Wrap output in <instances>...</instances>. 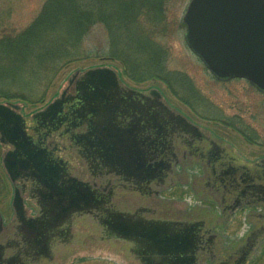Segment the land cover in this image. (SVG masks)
I'll list each match as a JSON object with an SVG mask.
<instances>
[{
  "label": "water",
  "instance_id": "95a60500",
  "mask_svg": "<svg viewBox=\"0 0 264 264\" xmlns=\"http://www.w3.org/2000/svg\"><path fill=\"white\" fill-rule=\"evenodd\" d=\"M183 21L186 25L184 38L189 49L216 78L221 80L245 78L264 93V0H189ZM65 81L66 85L61 88L58 95L34 114L54 115L62 102L67 101L63 97L77 90L80 92L77 98L82 99V103L76 104L78 107L76 112L80 115L88 112L91 118H87L68 132H63L62 137L60 131L63 129L53 130L49 134L58 132L65 144L78 147L77 151L83 162L87 163L88 171L93 176L97 175L100 180L113 176L118 185L130 186L141 193L158 196L164 185V177L175 168L147 164L137 145L141 144L136 137L137 124L130 122L124 127H119L117 121L118 112H127V105L137 108L132 102L126 101L123 93L131 95L138 91L124 84L119 70L110 65L75 69ZM153 90L156 100L155 112L149 114L151 117L157 118L158 112L170 117L179 116L181 119L177 117L176 120L178 126L199 127L170 107L158 89ZM24 106L25 103L22 101L0 102V144H10L14 148V151L9 153H5L3 149L1 164L4 170L9 172L8 157L22 155L23 157L14 158L9 163L17 162L23 168H27L24 164H28V161L32 162L38 172L40 185L36 186L34 182H30L27 189L34 188L37 191L39 189L38 195L53 212L49 215L50 224L39 222L23 230H19L20 221L14 214L16 228L21 238L20 240L10 238L8 227L12 223L9 222L0 233L10 236L6 237L4 243H0L2 246L0 255L3 258L15 256L14 264H37L43 260L51 263L53 255L50 253L48 242L53 240L56 243H65L74 239L69 235V228L60 225L76 221L75 217L82 219L92 217L99 226V241L103 242L99 243L115 247L128 264H202L198 253L211 244L214 236L202 234L204 230L209 232L203 228L202 221H181L146 215L165 209L159 206L136 207L133 211L113 209L107 205L112 193V189L107 190V183L102 186V192H98L92 187L94 184L86 180L87 185L81 181L76 182L75 189L72 184L67 188L60 187L66 186L64 182L59 181L60 176L70 177L73 181L78 178L70 172L68 161L60 154H54L62 150V147L53 140L50 142L57 144L53 155L65 161L66 168L63 167L61 170L58 166L42 164L41 154L45 151L37 149V145L24 129L22 114ZM89 123L92 131L83 133L86 130L84 128L89 127ZM75 128L77 129L73 131ZM199 130L201 131L200 127ZM79 132H82L83 140L91 139L89 145L95 146L91 149L94 156L91 159L84 156L80 152L82 146L74 144L70 138V134ZM259 162L264 163V157H260L254 163ZM98 163L101 164L100 167ZM90 183L91 188L88 186ZM37 197L39 196L36 195V199H39ZM155 199L158 200V197ZM28 214L27 210L26 215ZM89 239L93 237L89 236ZM89 243L92 242L89 241L87 244ZM6 248H12V253L10 250L5 255ZM231 262L234 261H228Z\"/></svg>",
  "mask_w": 264,
  "mask_h": 264
},
{
  "label": "rangeland",
  "instance_id": "374dc122",
  "mask_svg": "<svg viewBox=\"0 0 264 264\" xmlns=\"http://www.w3.org/2000/svg\"><path fill=\"white\" fill-rule=\"evenodd\" d=\"M44 0H0V27L19 30L26 26L38 13ZM189 0H168L165 5V14L162 21L163 33L155 35L156 42L166 50V65L170 70L179 71L186 76L195 90L201 94L203 100L209 104L210 109L196 106L193 111L188 105L175 96L168 86L160 79L150 78L143 82H135L123 73V68L118 60L110 58H88L71 62L62 69L54 79L41 103H26L23 112L30 114L39 109L51 97L60 92L66 85V77L75 69H85L95 65L115 66L121 71L125 81L138 88L158 86L168 100L197 123L201 124L203 134L215 140L226 155L238 164H244L252 168V161L264 156V93L257 90L244 78H230L219 80L215 78L204 63L188 47L184 38L185 23L183 15ZM86 42L90 45L108 47L107 33L103 25L97 24L91 28ZM181 88V87H180ZM182 91L185 97H195ZM2 99H0L1 101ZM15 101V100H14ZM198 104V103H197ZM205 111V112H204ZM220 111L228 116H239L248 126L258 134L255 142L246 139L223 123L221 119L213 116ZM204 115V116H202ZM77 128L73 129L75 131ZM47 142L62 144V150L54 154L70 162L69 170L75 176L95 182L93 187L102 192L101 187L107 183V190L112 189L107 205L113 209L133 211L136 207L159 206L165 208L162 212L153 214L152 217H164L172 220H200L204 223V236L214 235L211 244L199 252L200 263L205 261V256L211 255L207 264H221L222 261H234L241 256L240 249L245 246L246 253L241 264H264V209L260 203L252 204L247 208L253 209L247 215V210H234L229 213L226 209L218 214L214 205L219 203L218 194L212 192L206 186L207 178L195 174H209V167L200 170L196 167H179L172 170L164 177V185L159 190L156 200L154 194L141 193L130 186L123 187L114 181L113 176L103 179L93 176L87 169V163L83 162L76 146L65 144L58 132H53L47 137ZM173 144L176 145V142ZM203 150L208 146L203 141ZM66 147V148H64ZM1 155V147H0ZM93 163V161H91ZM99 167L100 163L97 164ZM92 169V168H91ZM104 180V181H103ZM189 186L194 187V193ZM0 212L12 223L8 227L10 236L0 235V243H4L6 237L20 240L21 235L16 226L15 215L9 207L10 186L4 176L0 163ZM227 196V195H226ZM219 205V204H218ZM260 212V213H257ZM217 213V214H216ZM217 215L219 217H217ZM76 221L64 222L60 227H68L69 235L74 239L68 242H54L50 240L48 247L53 255V262L47 261L42 264H128L124 257L120 256L115 247L103 246L99 241L100 234L97 221L92 217L84 219L75 217ZM92 236L93 239H89ZM89 241L92 243L87 244ZM97 241V242H94ZM101 242V243H99ZM248 244L249 247H248ZM11 250V252H10ZM12 248L5 249L4 254L12 253ZM55 258V260H54ZM55 261V262H54ZM40 262V263H41ZM37 263V264H40Z\"/></svg>",
  "mask_w": 264,
  "mask_h": 264
},
{
  "label": "trees",
  "instance_id": "16d2710c",
  "mask_svg": "<svg viewBox=\"0 0 264 264\" xmlns=\"http://www.w3.org/2000/svg\"><path fill=\"white\" fill-rule=\"evenodd\" d=\"M167 1L44 0L23 28L0 27V99L41 103L62 69L73 61L96 57L118 60L123 73L135 82L162 80L193 111L195 105L210 109L186 76L167 67L166 50L156 42L155 35L164 32ZM97 24L106 30L108 47L86 42ZM192 89L200 100L182 94L181 90L190 94ZM213 117L250 143L258 138L239 116L220 111Z\"/></svg>",
  "mask_w": 264,
  "mask_h": 264
},
{
  "label": "flooded vegetation",
  "instance_id": "af4514ba",
  "mask_svg": "<svg viewBox=\"0 0 264 264\" xmlns=\"http://www.w3.org/2000/svg\"><path fill=\"white\" fill-rule=\"evenodd\" d=\"M119 74L124 84L138 92L131 93V95L123 93V97L126 101L132 102L137 108H132L131 105H127V112H118V126L124 127L130 122L137 124L136 137L137 141L141 143L137 145L147 164L153 166L157 165L162 168L173 167L175 170L179 167H196L202 170L208 166L209 174L195 175L199 177L205 176V178H207L206 186L210 187L212 192L218 194L219 205L215 204L214 207L218 210L219 215L226 211V209H229V213H232L234 210H247L246 213L249 215V212L252 209L250 206L247 208L248 204L255 205L259 202L264 209V163H254L257 160L255 159L253 160L252 168H249L244 164L234 162L232 158H230L229 155H226L223 149L215 143L214 139L209 138L199 130V127L202 128L201 124L197 123L180 108L172 104L158 86L153 85L148 88H138L137 86L126 82L120 70ZM153 89H158L170 107L178 111L187 121L192 122L199 127L194 126L190 128L187 126H178L176 120L180 118L179 116L170 117L164 113L158 112L159 116L157 118L151 117L149 114L155 112L154 101L156 100L153 96ZM77 95H80V92L76 90L63 97L67 101L65 103L62 102L57 113L54 111V115L34 114L35 111L30 114L22 113L24 115V129L27 134L37 145V149L45 151L43 152L44 155L43 153L41 154L43 161L42 164L45 166H58L61 170L63 167L66 168L65 161H62L59 156L57 157L53 155V151L56 150L57 144H54L52 141H45L47 135L53 130L63 129V131H60V136L62 137L63 132H68V130L80 125V123L87 118H91V115L88 112H85L83 115L76 112V108H78L76 104L79 103L80 105V103H82V99H78ZM174 117H176V119ZM91 127L92 126L89 123V127L84 128L86 130H84L83 133L92 131ZM70 138L74 144L82 146L80 152L84 156H87L88 158L90 157V159L94 157L91 154V149L95 146L93 144L92 146L89 145L91 144V139L88 141L83 140L82 132L70 134ZM203 141L208 146L206 150H203L204 145L201 144ZM174 142H176V145L173 144ZM61 145L62 144H60V146ZM0 146L2 152L3 149L5 150V153L14 151V148H12L10 144H0ZM97 147L100 148L98 145ZM18 157L23 156L17 155L15 157H8L7 164L9 172H6L1 165L4 176L7 179L11 190L9 199L11 213L16 214L20 221L18 228L19 230H23L24 228H29L39 222L50 224L51 221L49 215L53 212V209L42 201V198L38 195V191H40L39 189L38 191L34 188L27 189V184L30 182H34L36 186L37 184L40 185L36 167L29 161L27 162L28 164H24L27 168H23L17 162L14 164L9 163V161ZM68 163L70 165L69 161ZM77 178L79 180L74 178L75 181H73L70 177L62 178L60 176L59 181L64 182L66 185H61L60 187L67 188L72 184L75 189L76 182L78 181L87 185V180L85 181L79 177ZM159 180L161 182L162 177ZM94 183L95 182H93V184ZM88 186L91 188V183ZM189 188L194 193V187L189 186ZM101 189H103V187ZM159 194L160 193L157 195ZM36 195L39 196L37 197L39 199H36ZM27 210L29 213L28 215H26ZM9 222L10 219L0 212V233L5 229ZM202 247L204 246H201V248ZM245 248L247 247L243 246L240 249L241 256L234 259V262L228 263L227 261H222L221 264H240L246 253ZM1 249L2 246H0V250ZM207 258H212V256H205L204 262L206 264L209 260ZM15 259V256L3 258L0 255V264H14L16 261Z\"/></svg>",
  "mask_w": 264,
  "mask_h": 264
}]
</instances>
